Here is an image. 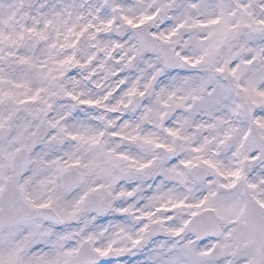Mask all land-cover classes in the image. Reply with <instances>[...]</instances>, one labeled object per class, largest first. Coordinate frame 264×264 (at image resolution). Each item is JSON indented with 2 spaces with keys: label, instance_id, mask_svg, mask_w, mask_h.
<instances>
[{
  "label": "snow or ice",
  "instance_id": "snow-or-ice-1",
  "mask_svg": "<svg viewBox=\"0 0 264 264\" xmlns=\"http://www.w3.org/2000/svg\"><path fill=\"white\" fill-rule=\"evenodd\" d=\"M0 264H264V0H0Z\"/></svg>",
  "mask_w": 264,
  "mask_h": 264
}]
</instances>
